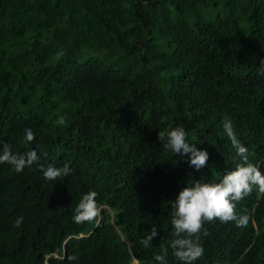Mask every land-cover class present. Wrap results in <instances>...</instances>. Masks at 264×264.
<instances>
[{
	"label": "trees",
	"instance_id": "16d2710c",
	"mask_svg": "<svg viewBox=\"0 0 264 264\" xmlns=\"http://www.w3.org/2000/svg\"><path fill=\"white\" fill-rule=\"evenodd\" d=\"M262 58L264 0H0V141L38 156L19 173L0 164V264H158L163 248L183 264L172 200L239 162L225 118L264 173ZM177 126L207 151L205 168L163 149ZM65 164L58 181L39 168ZM89 191L100 213L76 223ZM236 212L246 226L204 224L193 264H264V193Z\"/></svg>",
	"mask_w": 264,
	"mask_h": 264
},
{
	"label": "clouds",
	"instance_id": "9594fccd",
	"mask_svg": "<svg viewBox=\"0 0 264 264\" xmlns=\"http://www.w3.org/2000/svg\"><path fill=\"white\" fill-rule=\"evenodd\" d=\"M258 74L264 76V58L260 60ZM65 117L60 116L58 123L65 124ZM224 133L231 141L240 158L233 170L227 171L218 183L194 180L179 191L171 207L173 209L171 224L173 226V237L171 248L173 255L183 264H193L203 255V247L200 242L201 233L207 236L209 233L204 229L206 222L219 220L222 223L234 222L237 227L246 226L249 217L246 214H237L236 203L250 195L256 187L264 193V173L256 165L249 161L248 149L243 146L235 133L230 119L225 118L222 122ZM165 142L162 147L165 151H171L175 155L188 157L190 167L199 171L207 166L208 153L206 150L198 149L194 143L187 140V132L183 126H177L164 134ZM35 133L31 128L24 129V141L30 143L34 140ZM38 161L35 150L25 153H14L10 144L0 141V164L8 163L13 170L21 172L25 167L31 166ZM46 181H58L67 177L71 169L65 164L63 167L53 165H39ZM97 193L89 191L82 196L74 209L73 220L76 223L90 222L95 219L100 209L96 202ZM23 222V216L14 221V226L19 227ZM158 235L155 227L150 231L141 243L149 247L154 237ZM167 248L161 249V253L154 259L158 264H167ZM75 259V257H70Z\"/></svg>",
	"mask_w": 264,
	"mask_h": 264
},
{
	"label": "rangeland",
	"instance_id": "374dc122",
	"mask_svg": "<svg viewBox=\"0 0 264 264\" xmlns=\"http://www.w3.org/2000/svg\"><path fill=\"white\" fill-rule=\"evenodd\" d=\"M131 264H137V263H136V261H135V260H133Z\"/></svg>",
	"mask_w": 264,
	"mask_h": 264
}]
</instances>
